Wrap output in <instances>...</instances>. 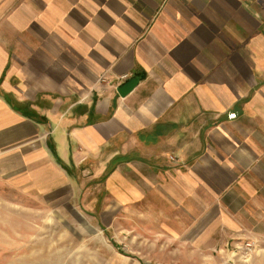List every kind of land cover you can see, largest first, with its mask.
I'll return each mask as SVG.
<instances>
[{
	"label": "crops",
	"instance_id": "obj_1",
	"mask_svg": "<svg viewBox=\"0 0 264 264\" xmlns=\"http://www.w3.org/2000/svg\"><path fill=\"white\" fill-rule=\"evenodd\" d=\"M122 74L142 75L125 96ZM0 79L42 119L0 95L11 185L45 194L70 185L65 165L99 170L118 205L177 214L174 235L264 240V0H0Z\"/></svg>",
	"mask_w": 264,
	"mask_h": 264
},
{
	"label": "rangeland",
	"instance_id": "obj_2",
	"mask_svg": "<svg viewBox=\"0 0 264 264\" xmlns=\"http://www.w3.org/2000/svg\"><path fill=\"white\" fill-rule=\"evenodd\" d=\"M3 94L7 92L0 88L2 98ZM42 123L49 130L46 121ZM64 168L73 177L70 185L45 194L11 185L0 176V264H264L255 253L259 245L264 246L260 236L240 238L234 248L228 238L218 237L214 243L211 238L193 241L174 235L181 231L176 227L177 214L151 213L144 199L129 207L122 193L118 205L111 174L107 177L104 172L95 179L99 170ZM122 180L127 182V171H121ZM241 205L227 206L239 214ZM247 241L254 243L249 254L243 249Z\"/></svg>",
	"mask_w": 264,
	"mask_h": 264
},
{
	"label": "trees",
	"instance_id": "obj_3",
	"mask_svg": "<svg viewBox=\"0 0 264 264\" xmlns=\"http://www.w3.org/2000/svg\"><path fill=\"white\" fill-rule=\"evenodd\" d=\"M3 98L6 100L7 103H9V105L14 110L23 113L25 116L33 117V118L38 119V120H42L41 117H37V115L32 113V109L30 108L29 102L19 104L18 102H15V100H13L7 94H3ZM48 145H49V148L51 149L52 153L55 154V152L53 151L54 148H53L52 144L49 143ZM56 158H57V160H59L58 157H56ZM59 162H61V161L59 160Z\"/></svg>",
	"mask_w": 264,
	"mask_h": 264
},
{
	"label": "water",
	"instance_id": "obj_4",
	"mask_svg": "<svg viewBox=\"0 0 264 264\" xmlns=\"http://www.w3.org/2000/svg\"><path fill=\"white\" fill-rule=\"evenodd\" d=\"M142 75H134L126 79L121 85L116 87V91L120 96H125L129 91H131L135 85L139 82Z\"/></svg>",
	"mask_w": 264,
	"mask_h": 264
},
{
	"label": "built area",
	"instance_id": "obj_5",
	"mask_svg": "<svg viewBox=\"0 0 264 264\" xmlns=\"http://www.w3.org/2000/svg\"><path fill=\"white\" fill-rule=\"evenodd\" d=\"M126 77H127L126 74H122V75L118 76V79L124 80V79H126ZM243 249L246 252H248V254L251 253L254 249V243L251 241L244 242Z\"/></svg>",
	"mask_w": 264,
	"mask_h": 264
}]
</instances>
